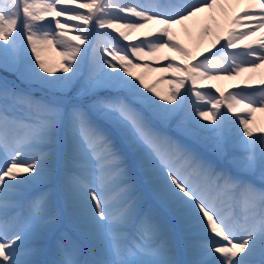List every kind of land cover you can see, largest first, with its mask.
<instances>
[{
  "label": "snow or ice",
  "instance_id": "snow-or-ice-1",
  "mask_svg": "<svg viewBox=\"0 0 264 264\" xmlns=\"http://www.w3.org/2000/svg\"><path fill=\"white\" fill-rule=\"evenodd\" d=\"M262 65L264 0H0V264H264Z\"/></svg>",
  "mask_w": 264,
  "mask_h": 264
},
{
  "label": "rangeland",
  "instance_id": "rangeland-1",
  "mask_svg": "<svg viewBox=\"0 0 264 264\" xmlns=\"http://www.w3.org/2000/svg\"><path fill=\"white\" fill-rule=\"evenodd\" d=\"M83 2V0H82ZM208 14V13H204L201 14V17L196 20V21H189L187 22L186 26H174L173 31L177 34V37L180 39L181 43H183L186 47H188L190 50L192 51H196L197 49H199V43L202 41V39L204 38V36L207 35H203V28L205 26H208V23H206L204 21V16ZM63 20V18H61ZM223 24L224 20L223 18L221 20H218L216 25L211 28V31L209 34H212L214 32V34H216L217 32V24ZM209 27V26H208ZM184 32V33H182ZM77 33L75 32H70V35H75ZM140 33H133L132 37L130 38V41H135L137 36H139ZM59 49L58 48H53L51 46H46L44 48V50H42L41 52V56L43 59H45L49 66L51 68H53V70L55 71L61 63V57L59 56ZM163 55H168V56H176L177 60H180V57L178 54L176 53H172V52H167V50H165L164 53H158L157 57L152 58L156 61L157 64L163 66L166 65L167 61H164L162 59ZM146 59H149L148 57H146ZM139 71V70H137ZM261 74H264V67H261L260 69H257L255 73H244L242 74L240 77L236 78V80H231V84H240L241 86L245 85V77L252 75L255 78L252 79L251 81H248L249 83H251L254 86H258L259 85V78L261 76ZM171 73L170 72H164L161 71L160 69H157L156 71H152L150 72L146 79L148 80L149 83L154 82L156 79L158 78H162L161 82L159 84H157V89L160 90L162 93H166L169 89V84H168V80L171 77ZM211 83H216L218 84L222 90L227 91L229 89L230 86H225V80L222 81H212ZM229 115L231 116L232 114L229 113ZM254 123L253 126L254 128L257 127H264V112H256L255 114H253L252 117Z\"/></svg>",
  "mask_w": 264,
  "mask_h": 264
},
{
  "label": "bare ground",
  "instance_id": "bare-ground-1",
  "mask_svg": "<svg viewBox=\"0 0 264 264\" xmlns=\"http://www.w3.org/2000/svg\"><path fill=\"white\" fill-rule=\"evenodd\" d=\"M240 9L239 8H232V7H230L229 8V11H230V13H233L234 14V12L235 11H239ZM215 16L216 17V20H212L211 19V16ZM223 17H222V15L218 12V11H215V12H213V13H208V14H206L205 16H204V21L206 22V23H208V26L209 27H213V26H215L216 25V23H217V21L218 20H221ZM182 33H184V32H182ZM261 35V33L260 32H257L256 33V37H259ZM132 37V36H131ZM130 37V38H131ZM129 38V39H130ZM214 38H215V34H214V32L212 33V34H208L207 36H204V38L202 39V41L199 43V50H204V49H206V48H208V47H210L211 46V44H212V41L214 40ZM250 39H251V37H250ZM262 67H264V65H262ZM159 69V68H158ZM212 81H208V82H206V83H211ZM232 84H231V81H229V80H225V86H231Z\"/></svg>",
  "mask_w": 264,
  "mask_h": 264
}]
</instances>
